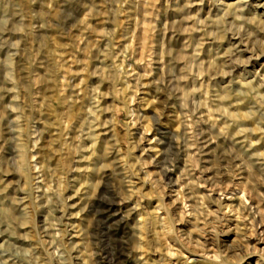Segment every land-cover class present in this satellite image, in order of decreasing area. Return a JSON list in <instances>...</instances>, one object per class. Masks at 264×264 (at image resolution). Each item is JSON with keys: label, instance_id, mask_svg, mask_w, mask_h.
I'll list each match as a JSON object with an SVG mask.
<instances>
[{"label": "rangeland", "instance_id": "obj_1", "mask_svg": "<svg viewBox=\"0 0 264 264\" xmlns=\"http://www.w3.org/2000/svg\"><path fill=\"white\" fill-rule=\"evenodd\" d=\"M0 264H264V0H0Z\"/></svg>", "mask_w": 264, "mask_h": 264}, {"label": "bare ground", "instance_id": "obj_2", "mask_svg": "<svg viewBox=\"0 0 264 264\" xmlns=\"http://www.w3.org/2000/svg\"><path fill=\"white\" fill-rule=\"evenodd\" d=\"M111 239V238H110ZM117 243V242H116ZM107 245H109V242H108V244ZM110 246H112V254H114L113 256H115L116 254H119V253H121L122 251H123V249L125 248V246H122L120 243L119 244H112V245H110ZM104 247H105V245H104ZM108 247V246H107ZM106 248V247H105ZM103 250H105L104 248H103ZM108 253V252H107ZM9 260H11V259H9ZM8 260V261H9Z\"/></svg>", "mask_w": 264, "mask_h": 264}]
</instances>
